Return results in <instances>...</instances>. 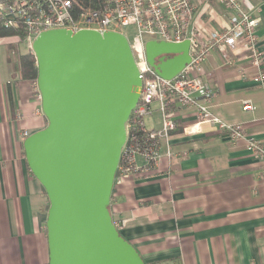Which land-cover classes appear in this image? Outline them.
Segmentation results:
<instances>
[{"label":"crops","instance_id":"0c3cea01","mask_svg":"<svg viewBox=\"0 0 264 264\" xmlns=\"http://www.w3.org/2000/svg\"><path fill=\"white\" fill-rule=\"evenodd\" d=\"M241 7L259 19L256 35L264 53V5L243 0ZM196 23L205 33L226 26L228 14L212 2L197 12ZM23 52L16 38L0 37V264H48L49 201L23 148V132L29 136L47 120L21 76ZM203 69L216 90L211 111L264 137V90L251 79L248 61L223 66L213 51ZM241 69L247 78L239 77ZM242 99L256 109L244 111ZM175 118L178 126L162 140L158 166L113 182L109 210L122 223L119 233L145 264H264V161L243 142L230 145L215 124L187 134L192 109L177 106ZM147 123L160 127L157 110Z\"/></svg>","mask_w":264,"mask_h":264},{"label":"water","instance_id":"95a60500","mask_svg":"<svg viewBox=\"0 0 264 264\" xmlns=\"http://www.w3.org/2000/svg\"><path fill=\"white\" fill-rule=\"evenodd\" d=\"M32 47L47 124L23 148L49 201L48 264H145L109 210L124 124L141 84L126 37L52 29ZM145 50L164 78L190 61L187 40H149Z\"/></svg>","mask_w":264,"mask_h":264},{"label":"built area","instance_id":"2783aa9c","mask_svg":"<svg viewBox=\"0 0 264 264\" xmlns=\"http://www.w3.org/2000/svg\"><path fill=\"white\" fill-rule=\"evenodd\" d=\"M243 0H0V25L18 31L27 51L43 31L65 29L118 32L123 34L137 69L140 86L138 100L125 126L114 175V183L125 177L154 170L160 161L162 140L176 129L177 106L193 110L194 121L187 134L200 132L205 123L215 124L230 145L243 142L252 157L264 161V137L246 133L241 124L227 123L211 111L215 88L204 75L203 65L213 51L221 55L223 66H234L246 59L254 74L251 79L264 90V53L259 47L256 28L259 22L242 9ZM264 5V0H254ZM228 14V24L204 31L197 26L196 14L210 3ZM132 26L126 35L123 29ZM149 40L169 43L189 42L190 61L172 78H164L148 63L145 45ZM243 55L241 58L238 55ZM239 77L245 79L243 69ZM32 98L41 104L37 77L28 79ZM246 112H253L250 99L240 101ZM155 110L160 115L159 128H147L145 118ZM23 136L27 137L26 131ZM117 230L122 223L113 220Z\"/></svg>","mask_w":264,"mask_h":264},{"label":"trees","instance_id":"16d2710c","mask_svg":"<svg viewBox=\"0 0 264 264\" xmlns=\"http://www.w3.org/2000/svg\"><path fill=\"white\" fill-rule=\"evenodd\" d=\"M0 37L16 38V43L22 42V35L13 29L4 28L0 25ZM20 71L23 79H33L37 77V65L34 53L31 51H24L19 55Z\"/></svg>","mask_w":264,"mask_h":264},{"label":"rangeland","instance_id":"374dc122","mask_svg":"<svg viewBox=\"0 0 264 264\" xmlns=\"http://www.w3.org/2000/svg\"><path fill=\"white\" fill-rule=\"evenodd\" d=\"M133 31V27L132 26H129V27H126V28H124L123 29V32L126 34V35H128V34H130L131 32ZM19 49H20V51L21 52H23L24 51V49H25V44L24 43H19ZM148 117L149 116H147L146 118H145V123H146V127L148 128Z\"/></svg>","mask_w":264,"mask_h":264}]
</instances>
